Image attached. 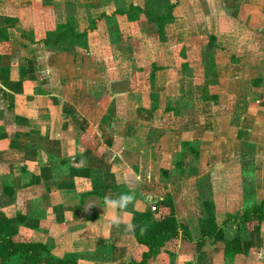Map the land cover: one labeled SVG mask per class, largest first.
<instances>
[{"label":"crops","instance_id":"obj_1","mask_svg":"<svg viewBox=\"0 0 264 264\" xmlns=\"http://www.w3.org/2000/svg\"><path fill=\"white\" fill-rule=\"evenodd\" d=\"M88 1L65 0L64 3L82 9ZM239 1L241 10L234 21L235 51H228L223 62L231 65L233 72H245L248 67L255 77L252 80L255 86H252L257 91L237 92L246 104L237 99L243 103L240 109L234 104L230 111L227 108L219 111H225V115L230 113L224 117L228 123L236 120L240 129L251 128L252 132L248 133L253 137L251 142L259 144L264 142V119H261L264 108H259L264 106L261 91L264 88V0ZM48 3L50 0H0V16L18 17L25 13L32 17L46 16L47 11L41 7ZM105 4L109 7L102 10L104 15L116 13V0H106ZM134 5L137 4L133 2ZM86 22L82 30L78 27L81 31L89 25ZM151 22L148 21L155 24ZM7 31L8 40H0V238L11 236L20 241L42 242L54 257L75 264H126L130 260L139 261L147 250L137 242L133 230H127L131 213L149 210L155 205L165 215L170 209L161 203L166 195L172 197L175 215L189 226L191 236L200 237L198 219L204 204L197 199L196 191H201L197 187L198 179L209 183L205 187L211 193L209 200L217 221L240 214L244 208L264 199V194H260L264 184L258 181L250 189L251 185L243 180L242 164L238 175H232L241 177L238 189L231 187L230 190L228 186L214 184L205 171L190 170L191 165L185 161L199 159L200 151L211 144L209 138H202V132L214 136L212 131L215 123L221 122L222 112L213 118L214 110L207 109L201 115L202 109H199L202 122L178 132L180 143H199V149L188 147L182 152L165 154L164 161L159 159L160 150L154 155L160 161L149 158L153 162L149 161L148 172L143 171L131 163L133 154L118 145V140L125 143L127 137L118 130L119 116L123 113L117 107L120 94L114 91L103 104L98 91H85L90 87L84 74L85 65L92 55L67 46L49 50L41 39H26L11 27ZM221 43L227 50L230 40ZM234 77L241 78L237 73ZM193 108L198 110L196 106ZM259 129L263 133L257 132ZM239 141L250 140L240 134L236 143ZM177 153L181 158L174 161ZM248 173L257 176L256 169ZM5 187L13 193H5ZM125 192L134 193L136 199L123 213L124 222L119 227L110 225L104 215L103 197L115 198ZM252 195L257 198L253 200ZM181 198L183 204L179 206ZM217 207H223L219 214ZM224 233L228 238L248 239L249 252L226 258L222 242L205 243L197 251L192 243L177 236L158 248L146 264H177L181 255L184 256L182 264L187 261L191 264H264V220L228 223Z\"/></svg>","mask_w":264,"mask_h":264},{"label":"rangeland","instance_id":"obj_2","mask_svg":"<svg viewBox=\"0 0 264 264\" xmlns=\"http://www.w3.org/2000/svg\"><path fill=\"white\" fill-rule=\"evenodd\" d=\"M64 2L50 0L43 5L41 9L47 11L46 16L36 14L32 17L27 13L18 17L1 15L0 40H8L7 30L11 27L26 39H41L49 50L67 46L80 53L91 54L84 71L90 87L85 91H98L103 104L114 91L120 94L117 107L123 109V113L118 119V130L127 137L124 138L125 143L118 140V145L123 151L133 154L131 163L143 171L148 172L149 161L153 162L149 158L157 156L160 150L159 159L164 161L165 154L182 152L188 147L199 149V143H180L178 132L200 124L199 109H202L201 115L208 109L214 110L213 118L222 112L221 122L215 123L218 127L214 126V136H206L202 132V138H209L211 144L200 151L199 159L185 160L191 165L190 170L205 171L219 187L222 184L230 187L227 189L237 190L241 177L232 175H238L242 167L243 180L251 185L250 189L258 181L264 184V142H251L253 137L248 134L252 132L251 128L240 129L236 120L228 123L224 117L230 113L225 115V111H219L226 108L230 111L234 104H238L240 109L243 103L237 99L246 104L244 97L237 92L257 91L252 86H255L252 81L255 77L248 67H245V72H233L232 66L223 62L228 51H235L237 35L234 21L241 10L239 0H116V15L102 13L109 7L106 0H89L82 9L66 6L67 2ZM133 2L137 4L134 7L141 5V10L133 11ZM21 6L15 8L20 10ZM170 10L172 19L164 21L162 30L158 31L156 23H148L149 16ZM72 14H76V18ZM86 21L89 25L81 31L87 25ZM75 28L79 31L76 32ZM71 30L84 35L75 37ZM239 31L244 33L241 29ZM226 39L230 40L227 50L221 46V41ZM236 73L241 78L234 77ZM261 91L263 96L264 88ZM257 132L261 134L263 130ZM240 134L250 141L236 143ZM179 157L177 153L174 161ZM157 158L155 161L159 160ZM167 159L171 160V157L167 156ZM254 169L257 176L249 175L248 171ZM158 171L161 176L160 168ZM205 181L201 178L196 182L201 188V191H196L197 199L203 202L210 201L211 195L205 187L209 183ZM260 194H264V189ZM255 196L253 200L257 198ZM180 204H183L182 198ZM222 208L217 207L218 214ZM203 213L204 209L200 216Z\"/></svg>","mask_w":264,"mask_h":264},{"label":"trees","instance_id":"obj_3","mask_svg":"<svg viewBox=\"0 0 264 264\" xmlns=\"http://www.w3.org/2000/svg\"><path fill=\"white\" fill-rule=\"evenodd\" d=\"M132 6L133 11L141 10L140 7ZM166 19H172L171 10L165 14L149 16V20L156 23L158 31L162 30ZM71 32L73 36L78 38L84 35L83 33H74V30ZM4 192L10 195L13 193L12 189L8 187L4 188ZM161 203L170 208L169 212L165 213L162 218H155L150 209L134 210L131 213V224L135 225L133 235L137 242L147 247V250L142 253L139 261L130 260L126 264H146L158 248L177 236H180L184 242L192 243L197 251L205 243L222 242L226 258L233 257L238 253L246 254L251 248L249 240L240 237L228 238L224 233V227L228 223L262 222L264 220V199L251 207L244 208L240 214L225 218L222 221L216 220L212 202L204 201V213L198 219L200 237L194 239L191 236L189 226L175 215L172 197L167 195ZM142 229L145 230L141 231ZM16 261H19V264H75L74 261L54 257L50 253L49 247L42 242L20 241L11 236L1 237L0 264H12ZM185 264H191V261H187Z\"/></svg>","mask_w":264,"mask_h":264},{"label":"clouds","instance_id":"obj_4","mask_svg":"<svg viewBox=\"0 0 264 264\" xmlns=\"http://www.w3.org/2000/svg\"><path fill=\"white\" fill-rule=\"evenodd\" d=\"M136 197L134 193L125 192L121 193L118 197L105 196L103 197V209L104 215L108 217V222L110 225L119 227L123 223V213L128 209L129 205L133 204ZM135 225L129 223L127 225V230H133ZM142 229L141 231H144ZM184 256L181 255L178 257L177 264H182Z\"/></svg>","mask_w":264,"mask_h":264},{"label":"built area","instance_id":"obj_5","mask_svg":"<svg viewBox=\"0 0 264 264\" xmlns=\"http://www.w3.org/2000/svg\"><path fill=\"white\" fill-rule=\"evenodd\" d=\"M150 211L153 213L154 217L159 219L164 216V213L161 211V209L155 205L150 206Z\"/></svg>","mask_w":264,"mask_h":264}]
</instances>
